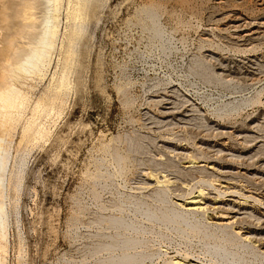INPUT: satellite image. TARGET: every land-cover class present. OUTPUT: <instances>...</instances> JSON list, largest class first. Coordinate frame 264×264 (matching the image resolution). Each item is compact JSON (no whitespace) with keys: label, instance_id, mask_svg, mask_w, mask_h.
<instances>
[{"label":"rangeland","instance_id":"1","mask_svg":"<svg viewBox=\"0 0 264 264\" xmlns=\"http://www.w3.org/2000/svg\"><path fill=\"white\" fill-rule=\"evenodd\" d=\"M28 1L24 3L25 15L32 13L24 15L22 40L26 38V44L38 32L44 7L41 0ZM215 1L99 0L93 5L78 45L63 111L42 120V126L48 128L46 139L18 147L16 136L11 145L10 164L16 161L21 182L16 185L14 180L5 200L8 242L1 253H5L4 264H82L93 260L90 244L105 239L96 234L112 232L107 223L95 222L99 216L117 212L123 199L156 203L157 187H146L149 183L143 171L153 168L175 179L160 186L166 188L171 205L201 187L213 189L215 176L205 169H187L190 158L201 164L212 162L217 168L224 166L223 170L248 171L250 178L244 174L246 177L240 176L237 182H242L246 191L253 188L246 196L251 193L256 197L246 203L264 210V39L252 45L236 39L233 29H220L217 14L237 3L224 0L218 5ZM252 5L241 8L250 15L262 12ZM149 8L157 13L168 47L152 32L145 16ZM63 19L61 16V29ZM195 58L207 62L216 73L221 63L240 75L233 78L231 87L206 82L190 71ZM57 61L56 50L47 76L33 83V99L48 85ZM233 96L247 102L236 110L218 112ZM168 106L173 110L170 114ZM198 113L206 122L203 126L194 122L193 115ZM132 136L143 139L140 152L130 150ZM116 154L124 156L122 163L116 161ZM240 198L241 202L246 199L244 195ZM140 233L148 263L162 264L175 255L200 257L210 263L201 234L159 224ZM252 257L247 254L245 264H251Z\"/></svg>","mask_w":264,"mask_h":264},{"label":"bare ground","instance_id":"2","mask_svg":"<svg viewBox=\"0 0 264 264\" xmlns=\"http://www.w3.org/2000/svg\"><path fill=\"white\" fill-rule=\"evenodd\" d=\"M41 1L44 7L40 23L37 21L38 32L26 44L24 42L26 38L22 40L26 27V22H24L25 0H0V264H4L5 253H1L5 252L8 242V211L5 200L8 195V189L14 180L16 185L21 182V171L20 168L16 167V161H12L14 162L13 165L12 163L10 164L11 145L16 136L18 147L23 144H35L41 139L43 140L47 135L48 128L45 129L42 126V120L63 111L66 101L65 97L68 94L67 90L71 88L69 77L74 64H76L80 38L85 32L91 8L99 0ZM235 1L237 3L236 6L223 9L224 11L218 13L217 18L215 17L220 29H233V35L236 39L252 45L262 38L264 39V0ZM215 2L218 5L225 3L224 0H216ZM248 4L250 6L253 4L262 12L257 13L254 8L256 11L255 15H252V13L251 15L250 13L247 14L242 8L247 7ZM33 6L31 5L30 7ZM61 16H64L63 20L65 21L63 29L60 28ZM145 16L150 21L154 36L161 41L163 47H168L169 39L158 22L157 13L149 8L146 10ZM28 22L30 23L31 20ZM34 25H32L33 29H35ZM56 50L58 51V61L53 73L51 71L50 81L44 90L33 99L31 95L35 87L33 83L38 80L41 81L47 76ZM206 63L200 58H195L190 65V71L198 74L206 82H221L224 86L231 87L233 86L232 82H234L233 78L240 75L237 70L221 63H216L218 75L226 77L221 78ZM245 101L246 99L244 98L233 96L232 100L220 105L218 112L236 110ZM181 102L184 103L183 101ZM168 108V113H172V108L170 106ZM193 116L195 124L203 126L206 123L203 115L201 116L198 113ZM220 128L226 127L222 126ZM204 129L206 128L204 127ZM226 134L228 133L226 132ZM143 142L141 137L132 136L130 138V150L140 152L143 148L142 145H144ZM147 142L151 144V141ZM115 159L118 163H122L124 156L116 154ZM188 162L187 169H205L206 172H209L208 175L211 172L216 177H213L215 183H211L212 177H209L210 183L214 185V187L210 185L213 189L207 186L205 188L201 187L192 191L188 196L186 195L187 197L184 196L185 198L181 195L183 199L177 198L178 200H175L171 205L170 201L167 203L166 188L164 190L160 186L169 185L175 182L173 181L175 179L173 178L172 180L168 174L156 172L153 168L152 170L143 171V177L146 179L144 181L149 183V186L146 187L150 188L153 185L157 187L155 193L157 196L154 198L156 203L154 201L150 203L147 200L123 199L117 205V212L99 216L95 222L98 225L107 223L112 232L105 234L96 232V235L103 236L105 239L94 240L90 244L89 253L94 259L92 258L93 260L88 262L83 261L82 264H151L147 262L148 251L143 248L138 234L155 227L156 224H159L160 227L162 225H168L169 227L173 225L178 231L201 234L205 254L211 257L210 260H207L210 263H204L199 260L200 257L195 259L189 255H175L165 260L162 264H245L247 262V254H253L250 260L251 264H264V219H261V214L264 216V210L259 207H252L248 204L249 202L246 203L248 198L256 197V195L252 196L250 193L246 196L247 192L249 193L253 188L250 191H246L241 187L243 185L241 184L242 182L240 185L237 182L238 178L245 176L244 174L250 178V173L248 171L242 173L240 171L232 172L229 169L223 170L224 166L217 168V166L213 165L214 163H209L208 161L209 164H201L202 162H198L193 158L188 159ZM15 168L18 169L17 172H15ZM235 168L237 169V167ZM205 171L204 173H206ZM252 177L254 178L255 175ZM254 183L256 185V182ZM16 185L14 187H17ZM254 188L256 189V186ZM160 191L162 192L159 193ZM259 192L261 193V190ZM238 195H244L246 201L243 200L241 202V196L239 197ZM254 216H256L255 220H253ZM102 252L104 254H100Z\"/></svg>","mask_w":264,"mask_h":264}]
</instances>
